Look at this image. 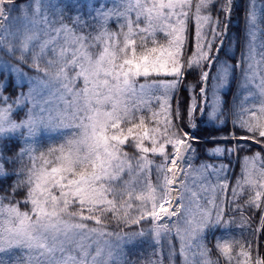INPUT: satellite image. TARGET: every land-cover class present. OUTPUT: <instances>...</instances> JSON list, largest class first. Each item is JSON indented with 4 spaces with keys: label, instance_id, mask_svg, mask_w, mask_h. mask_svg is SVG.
Listing matches in <instances>:
<instances>
[{
    "label": "snow or ice",
    "instance_id": "obj_1",
    "mask_svg": "<svg viewBox=\"0 0 264 264\" xmlns=\"http://www.w3.org/2000/svg\"><path fill=\"white\" fill-rule=\"evenodd\" d=\"M232 7L112 0L85 17L79 5L66 15L55 0H0V182L14 177L0 195V264H121L124 246L136 242L152 248L142 264H163L165 243L170 264L177 255L181 264H264L251 240L207 237L227 231L236 213L239 227L264 236V155L244 157L231 200L220 180L230 159L193 164L189 129L199 115L223 131L221 91L239 68L244 96L223 138L235 143L214 142L206 155L230 158L248 142L264 149V42L256 43L264 14L249 0L233 66L220 59ZM25 82L27 93L4 94Z\"/></svg>",
    "mask_w": 264,
    "mask_h": 264
},
{
    "label": "trees",
    "instance_id": "obj_2",
    "mask_svg": "<svg viewBox=\"0 0 264 264\" xmlns=\"http://www.w3.org/2000/svg\"><path fill=\"white\" fill-rule=\"evenodd\" d=\"M90 1L92 3L90 4ZM55 2L62 6L63 11L66 15H72L76 11V6L79 5V10L84 14L85 17L89 14V6L92 5L94 8L98 7L101 2H103L108 7L112 6V0H55ZM222 2V0H217V7L219 6V3ZM16 3L18 4H28L29 0H16ZM246 3V4H245ZM255 3L257 5V8L261 14H264V0H255ZM249 7V0H233V7H232V13H231V21L228 26V33L227 37L225 38V48L220 54V59L227 60V62L231 65H235L238 62V56H239V41L241 36V31L243 29L244 31V40H243V48L246 43L245 40V34H246V25L242 24L243 15L246 16V11ZM213 15H216V12H213ZM221 19H224L223 16H221ZM110 27L113 30H116V24L113 22ZM261 42H264V34L258 33L257 34V40L256 43L260 44ZM227 53V55H225ZM5 60L8 61L9 64H15L16 61L9 59L8 57H4ZM23 71L28 74V76H34L36 73L29 69L27 66L23 67ZM243 71V69H242ZM237 69L234 73V76L231 77L230 80V86L228 91H221V99L226 105L224 109V118L227 121V123L223 126V131H215L214 128L208 124L205 123H199L200 116L197 115V127L195 129H189L190 132H193L195 137L197 138L194 141V144L197 145V154L195 158H193V164L194 166L198 167L201 162H207L212 163L214 165H219L220 163L229 164L230 159V165L229 168L223 172L220 176V180L223 183L224 179L226 177L227 183L229 185V190L224 193V196L231 200V188L236 187L237 180L241 177L242 167H243V161L245 156H252L256 152H261L262 155H264V149L260 145L251 144V142H248V144H251V147L248 146V144H242V148L239 151L238 155H233L232 157H209L206 155L207 150L213 145L214 142H219L221 145H223L225 142H231L235 143L234 141H225L223 138L226 136V134L231 130L232 128V116L229 112V109L235 107L236 110H239L240 104L243 100L244 96V90H242L240 87L236 89V92L234 93L232 97V103L230 104V95H232V88L234 85V80L236 79ZM3 76L0 74V79H2ZM12 83L15 84L16 80L13 77ZM187 83L188 84H196V78L194 75H189L187 77ZM28 85L24 83L21 87H9L5 91V95L9 96L11 99H15V96L18 95L21 91L24 92L28 89ZM198 89V84H197ZM188 95L187 92L181 93V99L183 100L184 97ZM235 102V104H234ZM21 116H23V111L21 112ZM19 141H17L18 143ZM132 150H130L131 153ZM18 152V148L15 147V144H13V153ZM7 155V153H6ZM16 167H19L17 165ZM257 167H259V164H257ZM5 170L9 173L13 171V168L11 165H6ZM154 178V175H153ZM217 178L213 177V180L215 181ZM14 177L12 179H8L7 182H0V195H5L4 190L10 191L9 185L13 184ZM247 194L245 193V196ZM22 196H18L17 199H22ZM244 196L241 197V203H243ZM211 207V206H209ZM193 212H196L195 206H193ZM214 211V210H213ZM245 215H249V212L247 209L244 210ZM229 216L234 215L233 210H228ZM250 215L253 217L254 221L259 220V214L255 211H252ZM241 217L238 213L235 214V223L231 225V227L226 231L222 228H213L212 230L207 232L208 240H213L214 237L222 236V235H233L238 240H251L254 242L253 247L254 249L258 245L259 254L261 256H264V236H259L256 234H253L252 229L249 228L247 225L245 227H239V221ZM114 227V225L112 226ZM147 227V225H145ZM256 227V223L252 224V228ZM133 228L127 229V231H132ZM211 246V245H210ZM162 251V257H163V264H170L169 260L167 259L169 253L167 244L165 243V246L163 247ZM177 251H178V244H177ZM152 248L150 247L149 243H133L128 244L125 246V254L123 259H126L130 262V264H142L144 257L146 255H151ZM123 264V261L121 262ZM175 264H181V258L179 255L175 257Z\"/></svg>",
    "mask_w": 264,
    "mask_h": 264
},
{
    "label": "rangeland",
    "instance_id": "obj_3",
    "mask_svg": "<svg viewBox=\"0 0 264 264\" xmlns=\"http://www.w3.org/2000/svg\"><path fill=\"white\" fill-rule=\"evenodd\" d=\"M247 1V0H246ZM92 3V1H90V4ZM246 4V3H245ZM92 6V5H91ZM93 7V6H92ZM94 8V7H93ZM242 24H245V14L243 15V19H242ZM243 40H244V31H243V29H242V31H241V36H240V41H239V44H240V46H239V50H240V52H239V56H238V62H239V60H240V56H241V52H242V48H243ZM241 76H242V68H239V69H237V74H236V79L234 80V85H233V88H232V95H230L231 97H230V104H231V99H232V97H233V94L236 92V89L238 88V87H240V82H241ZM230 80H231V77L229 78V84H228V86L226 87V88H224V89H222V91H228L229 90V86H230ZM25 84H27L26 82H25ZM28 87V86H27ZM25 93H27L28 92V89L27 90H25L24 91ZM26 110V109H25ZM173 219H175V218H173ZM126 246V245H125ZM125 246H124V254H125ZM123 261V259L121 260V262Z\"/></svg>",
    "mask_w": 264,
    "mask_h": 264
}]
</instances>
